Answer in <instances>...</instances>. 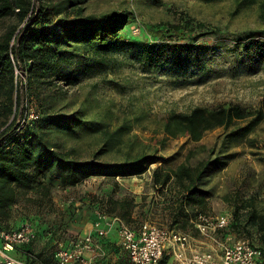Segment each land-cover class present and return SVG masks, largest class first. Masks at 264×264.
<instances>
[{
    "label": "trees",
    "instance_id": "trees-1",
    "mask_svg": "<svg viewBox=\"0 0 264 264\" xmlns=\"http://www.w3.org/2000/svg\"><path fill=\"white\" fill-rule=\"evenodd\" d=\"M52 1L39 0L36 6L32 0H0V20L16 17L18 25L23 24L20 29L9 27L0 35V230L15 229L7 226L12 207L28 192L49 199L57 186L67 189L92 177L115 180L150 172L151 186L160 197L158 204L167 228L195 231L193 222L197 215L207 214L209 209V195L201 183L219 168L220 155L194 165L186 162L175 169H164L161 166L166 159L158 155V150L135 151L131 145L124 150L117 131L88 119L84 109L68 111V105L59 103L79 80L109 69L117 54L140 66L144 73L161 71L177 77L204 73L207 56L212 61V56L223 48L207 39L219 36V31L183 15L174 23L146 25L139 37H131L129 27L137 21L133 12L86 14L76 2L68 4L67 14L55 17L52 12L57 7ZM255 5L262 29L234 35L231 46L225 48L237 67L254 72L264 71V0H236V10ZM16 70L26 78L25 83L20 75L16 76ZM24 101L34 105L37 118L21 126L18 120L25 110ZM261 105L251 123L264 115V94ZM245 116L239 105L220 107L212 114L200 107L186 114L171 111L166 115L163 132L166 139L185 137L199 142L207 131L228 128ZM87 132L97 134L101 143L90 159L83 160L75 148L66 146V141L78 140ZM122 151L123 160L119 162L100 161L105 155ZM190 156L191 153L187 158ZM152 165L156 166L150 170ZM95 209L119 218L135 230L149 215L136 197H115L112 191L100 196ZM231 215L229 229L218 235L246 239L264 253V212L248 201L237 206ZM30 224L35 229V239L47 232L37 223ZM35 239L20 248L22 255L34 256L41 264L49 263L43 252L33 251ZM100 244L106 249L117 245V239L107 238ZM169 258L164 255L159 264H168Z\"/></svg>",
    "mask_w": 264,
    "mask_h": 264
},
{
    "label": "rangeland",
    "instance_id": "rangeland-1",
    "mask_svg": "<svg viewBox=\"0 0 264 264\" xmlns=\"http://www.w3.org/2000/svg\"><path fill=\"white\" fill-rule=\"evenodd\" d=\"M32 1L38 6L39 0ZM76 2L84 7L86 14L133 12L137 21L129 27L131 37H139L146 25L174 23L183 15L219 31V36L207 39H213L223 48L212 56V61H208L207 56L204 73L178 77L161 71L144 73L140 66L117 54L114 56L116 62L109 69L97 71L70 87L68 97L59 106L68 105V111L84 109L88 119L103 122L110 131H117L124 150L129 145L135 151L158 150V155L166 159L161 166L164 169H175L186 162L194 165L209 156L220 155L219 168L201 183V188L209 195L207 214H231L237 206L248 201L264 212V115L251 123L262 109L264 71L239 68L232 54L225 52L234 35L262 29L257 5L236 10V0H53L51 3L57 10L52 14L64 16L69 12L68 4ZM12 26L20 29L23 24L18 25L16 17L1 19L0 35ZM230 105L242 107L245 118L234 121L228 128L207 131L199 142L185 137L165 138L163 125L169 112L186 114L200 107L212 114ZM100 143L97 134L87 132L78 140L66 141V146L75 148L80 158L86 160L99 149ZM123 152L105 155L100 161L119 162L123 160ZM108 191L114 192L115 197H136L143 211L149 214L143 222L167 227L166 217L158 204L160 197L151 186L150 172L115 180L92 177L67 189L57 186L49 199H40L37 194L28 192L12 207L7 226L16 228L29 222L44 227L47 232L38 235L32 249L43 252L49 259L47 264H57L53 252L59 244H67L87 233L85 227L95 218L97 202ZM191 235L202 240L195 231ZM57 241L60 242L56 245ZM92 264L133 263L117 243L106 249L102 247ZM168 264L178 263L170 257Z\"/></svg>",
    "mask_w": 264,
    "mask_h": 264
},
{
    "label": "built area",
    "instance_id": "built-area-1",
    "mask_svg": "<svg viewBox=\"0 0 264 264\" xmlns=\"http://www.w3.org/2000/svg\"><path fill=\"white\" fill-rule=\"evenodd\" d=\"M20 75L22 82L26 78ZM25 105V106H24ZM24 113L18 123L23 126L37 118L33 104L24 101ZM232 222L231 214H199L193 224L198 240L191 233L171 230L144 222L133 229L117 217L97 211L93 220V232L86 233L69 243L58 245L54 253L57 264H92L94 257L102 250L100 242L107 239L115 228L121 248L128 254L133 264H159L164 255L178 264H264V253L243 238L220 231L228 230ZM36 237L30 223L10 230H0V264H41L36 257L18 258L13 252L30 244Z\"/></svg>",
    "mask_w": 264,
    "mask_h": 264
},
{
    "label": "crops",
    "instance_id": "crops-1",
    "mask_svg": "<svg viewBox=\"0 0 264 264\" xmlns=\"http://www.w3.org/2000/svg\"><path fill=\"white\" fill-rule=\"evenodd\" d=\"M85 228H87V230H86L87 233L93 232V222L90 224V226H86ZM108 238L117 239L115 228L111 231ZM117 243H118V240H117ZM13 254H14V256H16L18 258H24L20 249H17L15 252H13Z\"/></svg>",
    "mask_w": 264,
    "mask_h": 264
}]
</instances>
